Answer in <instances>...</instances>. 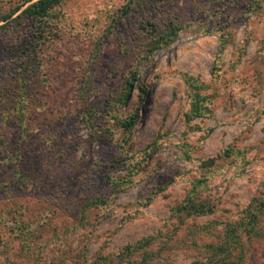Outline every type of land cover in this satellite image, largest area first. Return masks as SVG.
<instances>
[{
    "label": "rangeland",
    "instance_id": "rangeland-1",
    "mask_svg": "<svg viewBox=\"0 0 264 264\" xmlns=\"http://www.w3.org/2000/svg\"><path fill=\"white\" fill-rule=\"evenodd\" d=\"M36 1L0 0V25ZM138 1L66 0L36 99L17 109L2 92L38 31L23 18L0 32V264H93L158 233L171 240L147 249H161L159 264H191L173 243L190 224L236 221L264 196V0ZM170 24L178 35L156 46ZM223 25L230 41L219 54ZM197 94L210 112L188 123ZM136 115L126 132L120 122ZM227 149L241 154L224 158ZM127 175L115 199L112 180ZM204 176L216 213L181 223L174 208ZM99 198L110 205H92ZM256 231L243 259L228 262L264 264V221Z\"/></svg>",
    "mask_w": 264,
    "mask_h": 264
},
{
    "label": "trees",
    "instance_id": "trees-1",
    "mask_svg": "<svg viewBox=\"0 0 264 264\" xmlns=\"http://www.w3.org/2000/svg\"><path fill=\"white\" fill-rule=\"evenodd\" d=\"M64 2H66V0H38L27 6L14 21L3 26L0 25V32H7L12 24H16L17 26V24H19L17 22L25 18L28 22H31L38 31L35 36L37 39L34 48L29 49L28 52H24V57L21 58L19 63L20 66H16L17 72L16 76H13V83L4 88L2 92L4 93L2 94L4 101H8L6 97L7 94L11 95L10 99L13 100L12 104L15 109L19 107L20 101L24 100L25 97L30 98L31 96V100L36 99V97L32 95L33 90L31 88L34 83L38 81L35 78H37L41 70H44L48 65V62H45L46 58L44 54V50L48 44L45 43L56 40V38L63 33V27H65L66 24L64 21L66 13L63 11ZM138 3L143 4L141 0L138 1ZM23 6L24 5L17 6L11 14L3 16L2 22L9 21L12 16L21 11ZM226 26L227 25L221 26L219 54L226 50L230 41L225 34L224 27ZM208 29L212 30L211 28ZM166 30L167 33L156 40V46H160L161 43L169 45L173 37L178 35L180 28L170 24L167 26ZM144 91L147 92L146 89H144ZM124 94L125 97H128L130 94L129 88L124 90ZM207 100L208 98L205 96L198 94L194 96L191 110L189 114H187L188 123H192L197 119H203V117L210 112L206 106ZM137 117L136 115V117L131 118L129 121L122 120L120 122L122 128L125 129L126 132L133 130L136 125ZM1 152H3L2 148H0V153ZM237 154H241V152L227 149L222 154V157L232 159ZM185 155L186 157H191L187 152H185ZM240 158L242 157L240 156ZM216 161L217 159L215 158L203 161L204 169L209 171L215 166ZM132 183L133 179H131V175L112 180V193L115 195L114 198L116 199L117 194L121 193ZM209 187V179L205 176L202 179L193 181L192 188L187 192L185 199L174 208V217L180 219L179 221L181 223H185L188 219L198 220L201 217L214 215L216 213V207L203 197ZM262 187L264 188V181L262 182ZM110 201L111 199L99 198L94 200L92 205L97 206L99 209H104L110 205ZM263 221L264 196H260L255 198L252 203L240 213L238 220L229 222L214 220L204 224L194 221L184 230L185 233H183L181 239L178 238V241H173V243L184 245L186 251L195 256V261L191 264H234L228 262L230 254L232 253V256L233 253H237V259L241 261L246 254L243 243L244 239L247 237L251 238L252 236L255 237L254 239H258L260 236L256 229L260 227ZM158 234L159 237L158 235L151 236L136 243L134 246H126L120 253L101 257L93 264H125L124 259L131 260L137 254H142V261L138 262L134 260L129 263L159 264L163 257L160 252L161 249L159 252L154 251L153 253L148 252L147 249L157 241V238L165 240L168 243H170L171 240L170 236L163 235L162 233ZM209 236H213L216 241L208 242L206 238ZM171 248L175 250L174 247Z\"/></svg>",
    "mask_w": 264,
    "mask_h": 264
}]
</instances>
